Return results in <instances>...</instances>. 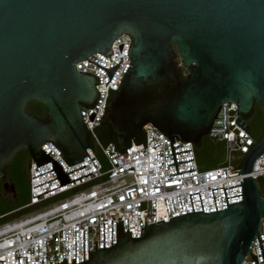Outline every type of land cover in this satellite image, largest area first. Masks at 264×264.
Here are the masks:
<instances>
[{
    "label": "water",
    "instance_id": "obj_1",
    "mask_svg": "<svg viewBox=\"0 0 264 264\" xmlns=\"http://www.w3.org/2000/svg\"><path fill=\"white\" fill-rule=\"evenodd\" d=\"M123 33L133 38L130 69L105 118L118 133L136 135L153 124L171 139L175 174L182 172L173 142L198 144L211 127H223L212 124L224 102L237 104L235 123L252 134L245 117L255 104L264 112V0H0V179L25 149L37 166L52 161L61 186L71 182L41 147L53 142L74 162L89 155L81 110L100 96L98 76L76 64L104 68L110 83L120 63L106 68L89 57H109ZM31 101L46 107V120L27 112ZM263 154L264 134L241 165L242 201L228 204L224 186L226 209L146 224L140 237L128 231L77 264H243L264 218V195L252 176Z\"/></svg>",
    "mask_w": 264,
    "mask_h": 264
},
{
    "label": "built area",
    "instance_id": "obj_2",
    "mask_svg": "<svg viewBox=\"0 0 264 264\" xmlns=\"http://www.w3.org/2000/svg\"><path fill=\"white\" fill-rule=\"evenodd\" d=\"M132 45L131 35L123 33L113 41L114 53H109V57L100 52L89 57L106 68L120 63L110 83L104 68L89 60L76 64L80 72L98 76L96 90L100 96L95 105L83 106L81 112L90 142L102 151L105 159H100L91 144L87 148L89 155L78 162H70L53 142L43 144L41 149L59 161L71 182L61 186L52 161L37 166L35 160H31L30 202L26 206L37 209L0 224V264L1 260H5L3 264H26V256L27 264H42V259L43 264L61 261L73 264L75 258L77 264L88 260L89 253L104 248V244L105 248L111 247L112 241L116 244L118 237L128 231L133 237H140L146 224L169 221L171 217L194 211H219L243 200L242 185H239L243 175L236 154H247L256 139L235 123L240 117L235 102L222 104L217 114L222 118H215L212 126L223 127H211L208 133L211 139L226 144L229 163L225 166L200 169L195 143L179 139L173 142V147L176 161L180 162L178 170L182 173L175 174L171 139L150 123L142 130L144 139L138 143L133 139L129 148L102 141L99 129L110 102L129 73ZM121 56L123 62H120ZM252 176L264 183V154L255 162ZM50 199L57 201L44 206ZM260 237L264 250V218L253 252L246 256L243 264H264Z\"/></svg>",
    "mask_w": 264,
    "mask_h": 264
},
{
    "label": "trees",
    "instance_id": "obj_3",
    "mask_svg": "<svg viewBox=\"0 0 264 264\" xmlns=\"http://www.w3.org/2000/svg\"><path fill=\"white\" fill-rule=\"evenodd\" d=\"M177 49V48H176ZM177 64H180V58L178 56L177 58ZM179 74L182 78L186 74V69L184 67H179ZM27 112L37 116L38 118L42 120H46V113L47 109L46 107L37 101H31L28 103ZM245 119L251 124L252 129L254 128L255 124L258 123L260 125V129L256 134L252 135L255 139H260L264 134V112L263 110L257 106L256 104L253 106V110L251 115H248L245 117ZM102 132V135L104 137V142H114L116 143L120 148V144L118 142L119 138H123L125 142H131L133 139L137 141H141L144 139V133L143 131L134 135L133 133H118V131H122V129L118 128V131L115 130V127L112 123L104 122L99 129ZM210 143V145H209ZM91 146L93 145L92 141L90 142ZM203 146H205L212 155H215L214 160H218L217 162L219 166H225L229 162L226 158L227 156V147L224 142L213 140L209 137H203L200 143L195 144V150L197 155V160L200 168V154L202 153ZM226 153V156H225ZM66 158L73 162L72 159L68 158V156L65 154ZM246 154H236L237 163L242 165L244 162ZM32 158L30 154L25 150L21 149L19 150L13 161L8 165L6 168V176L4 179H0V191L5 192L8 195H13L15 197L18 196V193L29 186V165ZM217 166V167H219ZM201 169V168H200ZM8 182L10 185L15 186V190L10 188V190H7L5 188V183ZM264 195V190L261 192ZM30 202V188H29V201L19 205L15 208L7 210L5 213L1 214L3 216L0 217V224L5 223L7 221L13 220L15 218L21 217L26 214L25 210H27L29 207L26 205ZM15 211V212H13Z\"/></svg>",
    "mask_w": 264,
    "mask_h": 264
},
{
    "label": "rangeland",
    "instance_id": "obj_4",
    "mask_svg": "<svg viewBox=\"0 0 264 264\" xmlns=\"http://www.w3.org/2000/svg\"><path fill=\"white\" fill-rule=\"evenodd\" d=\"M260 129V125L258 123L255 124L254 128L252 129L253 134H256ZM99 135L100 138L102 139V141L104 142V137L102 135V132L99 130ZM209 137L208 135L205 136ZM210 138V137H209ZM211 140V138H210ZM210 145V143H209ZM94 146L98 156L100 157L101 160H104L105 157L102 153V151L96 147L94 144L92 145ZM226 156V153H225ZM215 155H212V153H210V151L203 146L202 149V153L200 154V168L201 169H212V168H216L219 165H223V164H219L217 161L218 160H214ZM228 162H229V158L228 155L226 156ZM105 167H107L105 165ZM263 181L262 179L258 180V185H259V189L262 192L263 191ZM29 201V186H27V188L22 189L19 193L18 196L15 197L13 195H8L5 192L0 191V217L3 216L1 214L5 213L7 210L15 208L19 205H22L26 202ZM57 199H50L49 201H47L44 206H47L49 204H52L54 202H56ZM37 208H33V207H29L27 210H25L26 214L29 212H34L36 211Z\"/></svg>",
    "mask_w": 264,
    "mask_h": 264
},
{
    "label": "flooded vegetation",
    "instance_id": "obj_5",
    "mask_svg": "<svg viewBox=\"0 0 264 264\" xmlns=\"http://www.w3.org/2000/svg\"><path fill=\"white\" fill-rule=\"evenodd\" d=\"M253 110V109H252ZM251 113H252V111L250 112V114L249 115H251ZM104 122H106V123H108L109 122V119H106ZM5 184H8L9 186H8V188H6L7 190H10V188L12 189V185H10L8 182H6Z\"/></svg>",
    "mask_w": 264,
    "mask_h": 264
}]
</instances>
